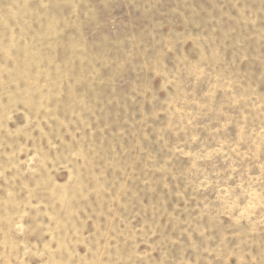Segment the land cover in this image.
I'll list each match as a JSON object with an SVG mask.
<instances>
[{
    "label": "rangeland",
    "instance_id": "1",
    "mask_svg": "<svg viewBox=\"0 0 264 264\" xmlns=\"http://www.w3.org/2000/svg\"><path fill=\"white\" fill-rule=\"evenodd\" d=\"M0 264H264V0H0Z\"/></svg>",
    "mask_w": 264,
    "mask_h": 264
}]
</instances>
